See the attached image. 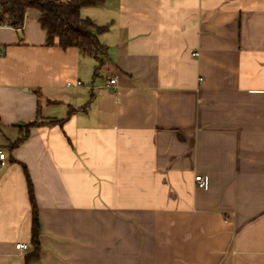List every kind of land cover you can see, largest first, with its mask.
<instances>
[{
	"label": "crops",
	"instance_id": "0c3cea01",
	"mask_svg": "<svg viewBox=\"0 0 264 264\" xmlns=\"http://www.w3.org/2000/svg\"><path fill=\"white\" fill-rule=\"evenodd\" d=\"M38 16L0 22V264L34 252L26 171L29 264H264V0L83 7L109 26L98 73Z\"/></svg>",
	"mask_w": 264,
	"mask_h": 264
},
{
	"label": "trees",
	"instance_id": "16d2710c",
	"mask_svg": "<svg viewBox=\"0 0 264 264\" xmlns=\"http://www.w3.org/2000/svg\"><path fill=\"white\" fill-rule=\"evenodd\" d=\"M106 0H0V22L10 24L19 33L22 32L28 11L38 12V21L47 35V45L53 46L56 41L63 48H77L81 55L93 57L97 61L96 73L105 66L108 47L103 45L99 36L105 33L109 26H99L89 18L81 16L83 7L104 5ZM63 120L34 121L19 125L25 132L17 139L12 148L22 143L28 136L29 130L42 125H61ZM28 190L33 214L32 245L34 252L28 257L27 264L37 259L40 253V221L38 206L34 195L33 184L26 171Z\"/></svg>",
	"mask_w": 264,
	"mask_h": 264
},
{
	"label": "built area",
	"instance_id": "2783aa9c",
	"mask_svg": "<svg viewBox=\"0 0 264 264\" xmlns=\"http://www.w3.org/2000/svg\"><path fill=\"white\" fill-rule=\"evenodd\" d=\"M192 55L193 56H198L199 55V52L198 51H194L193 53H192ZM117 82V80L116 79H110L109 80V84L110 85H114L115 83ZM68 85H72V83H68ZM76 85L77 86H81L82 85V82L81 81H78L77 83H76ZM91 89L93 88V86H91L90 87ZM6 154L4 153V152H0V166H6ZM196 184H197V187H199V188H203L204 186H205V179H204V177L202 176V175H198V176H196ZM17 248L18 249H24V248H26V245L25 244H23V243H19V244H17Z\"/></svg>",
	"mask_w": 264,
	"mask_h": 264
}]
</instances>
